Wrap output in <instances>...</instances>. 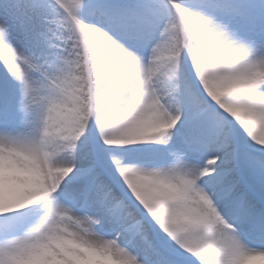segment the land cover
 I'll return each instance as SVG.
<instances>
[{
    "label": "snow or ice",
    "instance_id": "1",
    "mask_svg": "<svg viewBox=\"0 0 264 264\" xmlns=\"http://www.w3.org/2000/svg\"><path fill=\"white\" fill-rule=\"evenodd\" d=\"M0 264H264V0H0Z\"/></svg>",
    "mask_w": 264,
    "mask_h": 264
}]
</instances>
